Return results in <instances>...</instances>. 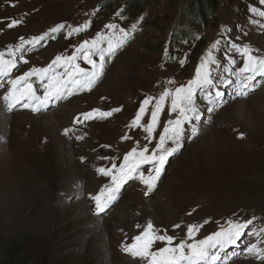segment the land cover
I'll return each instance as SVG.
<instances>
[{
  "label": "rangeland",
  "instance_id": "obj_1",
  "mask_svg": "<svg viewBox=\"0 0 264 264\" xmlns=\"http://www.w3.org/2000/svg\"><path fill=\"white\" fill-rule=\"evenodd\" d=\"M193 1L200 2L203 9L207 7V0ZM263 1L216 0L209 18L193 23L186 30V37L175 40L173 27L179 25L188 0H0V52L5 60L16 62L11 73L0 79V94L10 87L8 80L34 67H47L57 56L76 53L75 63L90 72L91 65L85 63L82 53H77L79 46L86 40L97 39L102 32L98 47L106 49L109 41L115 42L121 36V29L129 32L114 54L105 57L103 75L79 99L93 109L105 108L109 112L119 108L120 111L104 117L107 121L98 116L84 121L81 114L70 113L79 101L63 106L62 114L58 118L54 115V124L47 127L37 124L34 116L27 119L24 112L29 110H20V104L11 111L4 109L7 116L18 115L10 116L8 122L4 120L0 128L1 244L31 253L39 264H139L137 258L122 251L126 241L122 236L126 239L140 235L149 221L160 230L159 234L174 236L176 243L182 239L195 243L226 230L230 221L251 220L235 244L213 251L220 252L218 264H264V259L247 251L251 245L264 250V226H258V220L264 217V83L256 75L250 89H244L247 95H236V73L243 67V57L236 47L247 45L264 52V15L258 12L260 7L256 9V4ZM235 3V7H230ZM13 20L22 22L8 27ZM220 23L237 25L236 37L232 39L227 31L218 32L223 30L218 29ZM58 24L65 27L51 33L49 30ZM81 25L87 26L80 32L72 31ZM45 32L49 36L39 44L25 43L16 50L21 37L27 41ZM213 37L219 41L218 47H230L231 42L233 48L223 54L222 50L212 49ZM8 44L12 55L4 49ZM209 50L211 55H226L227 60L222 65L220 56H216L217 60L209 64L212 86L195 93L200 120L190 122L192 127L186 131L187 121L182 124L181 147L169 157L154 190L145 196L146 186L138 179L129 180L110 207L96 214L91 197L111 183V177L97 169L110 168L111 158L119 165L123 155L137 144L152 149L164 126L177 119V113L169 111V97L149 143L141 128L128 127L141 103L152 98L141 120V124H147L161 93L187 85ZM92 59L99 63L98 54ZM57 71L63 73L64 69ZM219 71L221 75L217 77ZM246 75L252 73H244L239 79ZM231 79L234 84L229 82ZM31 80L36 94L44 93L47 81L39 82L36 77ZM217 91L223 94L219 98ZM237 103H244L243 113ZM0 105L3 106L1 99ZM46 111L54 113V109ZM77 117L81 122H77ZM65 129L71 131L65 135ZM125 134L130 139H122ZM241 135L243 138H239ZM62 142L67 144L70 154L57 151ZM94 149L96 152L91 155ZM63 162L66 165H60ZM70 162L80 168L79 183L72 181L75 177L66 169ZM78 205L84 206L88 216L95 220L79 225L74 219ZM189 225L201 226L192 239L187 238ZM132 242L133 239L124 245ZM163 246L158 241L152 250ZM5 251L8 253L7 248L1 249V259Z\"/></svg>",
  "mask_w": 264,
  "mask_h": 264
},
{
  "label": "snow or ice",
  "instance_id": "obj_2",
  "mask_svg": "<svg viewBox=\"0 0 264 264\" xmlns=\"http://www.w3.org/2000/svg\"><path fill=\"white\" fill-rule=\"evenodd\" d=\"M21 22L19 20H13L8 27H13ZM86 26L81 25L72 31L80 32ZM64 27L63 24H58L49 31L56 33ZM106 27L115 28L116 26L106 25ZM135 29L136 24H133L131 30L134 31ZM71 34L69 33L68 35ZM128 35L129 32L121 29V36L117 38L115 43L109 41L106 49L98 47L100 42L99 33L97 34V39L84 41L77 49V53H82L85 63L91 65L90 72L75 63L77 55L74 53L68 57L57 56L47 67H34L23 75L9 80L10 87L3 95V101L6 103L8 110L11 111L16 105L26 101L22 106L24 108H31V111L35 113L47 109L50 103L66 99L68 95H72L76 91H90L104 73L105 57L114 54L115 50L124 43ZM48 36L49 33L45 32L43 35L33 37L27 41L21 37V43L17 45L16 50L19 51L25 43L33 45L39 44ZM218 44L219 41L214 43L211 46L212 49H215ZM236 51L243 57V67L236 73L238 77L237 83L239 85L236 95H247L244 89H250L251 81L255 76H264V55H253V50L247 45L243 46V48L236 47ZM8 54H13L11 48H9ZM95 54L99 55V63H96L92 59V56ZM214 62L211 56V50H209V54L201 58V62L196 68L195 76L187 82V85L176 88L174 91L165 89L153 106L151 119L147 124H141V120L147 110L146 106L151 102L152 98L148 97L141 103L135 118L130 122L128 127L141 128L147 134L145 138L149 143H151L153 132L159 123V114L163 110L164 102L169 97H171L169 111L170 113H177V119L169 121L168 125L164 126L163 133L160 134L159 140L152 149H149L147 145L141 146L137 144L131 151L123 155V159L119 165H117L115 158H112L110 168L97 169L98 173L111 177V183L102 188L100 194L91 197L95 201L96 214L103 213L110 207L111 203L118 198L121 188L129 180L138 179L144 184L146 186L145 196L154 190L156 182L164 171L169 157L179 151L181 147L180 141L183 134L182 124L190 119H199V111L194 99L195 93L198 88L212 86L209 64ZM229 62L233 63V61ZM24 63H27V61H24ZM183 63L184 61H181L182 65ZM15 67V60H5L4 53L0 52V79L8 76ZM58 68H63V73L58 72ZM244 73H252V75H246L243 76V79H239ZM32 77H36L39 82L47 81L44 84L43 96L36 94V90L30 82ZM169 83L172 82L169 81ZM222 95L221 92H216L217 98ZM118 111H120L119 108H114L109 112H101L99 109H93L91 112L82 113L81 116L84 121H87L97 116L108 117L113 112ZM77 122H81L80 117H77ZM70 131L71 129H65L64 134L67 135ZM192 133L193 135L196 134L195 127L192 129ZM239 138H243V136L241 135ZM77 139H80V137H77ZM122 139L127 140L130 137L125 134ZM168 141H171L175 146H166ZM104 159L108 158L104 157ZM145 165H150V167L145 169ZM251 223V220L245 223H233L230 221L229 228L214 232L203 240L195 243H186L182 239L176 243L174 236L159 234L160 230L156 229L152 222L149 221L140 235L133 237L131 244L122 246V251L130 255L133 259L139 258L145 261L146 264H218L221 261L220 252H214L213 249L219 248L222 251L226 245L235 244L240 239L244 229ZM137 227H140V225H137ZM175 227L180 226L176 225ZM199 227L201 226L189 225L187 227V238L192 239ZM261 231H264V229H261ZM158 241L163 243L164 246L152 250L153 245ZM247 251L250 254L257 255L260 259H264V250H257L256 245H251L247 248Z\"/></svg>",
  "mask_w": 264,
  "mask_h": 264
},
{
  "label": "bare ground",
  "instance_id": "obj_3",
  "mask_svg": "<svg viewBox=\"0 0 264 264\" xmlns=\"http://www.w3.org/2000/svg\"><path fill=\"white\" fill-rule=\"evenodd\" d=\"M260 7V10L259 9H257L258 11H260V12H262V13H264V6H259ZM260 15H262V14H260ZM264 17V16H263ZM252 54L253 55H257V56H259V55H264V52L262 51V50H260V49H253V52H252ZM119 57V56H118ZM118 57H117V59H115V62L112 64V67L115 65V63L118 61ZM30 70V69H29ZM29 70H27V72L29 71ZM220 75H221V72H220V74H218V77H220ZM258 76V78H259V80H261V82L262 83H264V76H261V75H257ZM9 81V80H8ZM30 82L32 83L33 81L32 80H30ZM229 82H233V84H234V81H233V79H231ZM7 83V82H6ZM6 83H5V85H6ZM7 84H9V83H7ZM3 89V87L1 86L0 87V90H2ZM5 94V93H4ZM4 94H0V99L3 101V95ZM43 94L44 93H38L37 95H40V96H43ZM84 92H82V91H76V92H74L72 95H68L67 96V98L66 99H61V100H59V101H56L55 103H50L49 104V106H48V108L47 109H44V110H49V109H54V113L53 112H47L46 111V114H43V111L44 110H41L40 111V113L39 114H37L36 116L35 115H33L32 114V112H31V108H24L23 107V109H27V110H29V112L28 113H26V112H24L25 113V115L27 116V119L29 118V117H31V118H33V116H34V119L33 120H35L36 122H37V124H39V125H53L54 124V118L55 117H57L58 118V115L59 114H62V111H60V109L64 106H66V105H68L69 103L70 104H72V103H74L75 102V105H76V101H79V99L81 98V97H83L84 96ZM83 95V96H82ZM86 95V94H85ZM81 96V97H80ZM106 102L108 101V99L106 98V100H105ZM24 102H26V101H24ZM110 103H111V101H109ZM79 103H80V101H79ZM110 103H109V105H110ZM239 106H240V112L241 113H243V110H244V103H237ZM108 105V104H107ZM7 107V105H6V103L3 101V106L1 107V105H0V128L2 127V125L4 124V120H6L5 122H8L9 121V119H10V116H15V115H18V114H14V115H9V116H7V115H5L4 114V109ZM65 109H67V108H65ZM112 109H114V108H111V110ZM93 110V108H90L87 104H85V103H80V104H78V105H76V106H74V108H73V110L70 112V113H77V114H82V113H84V112H90V111H92ZM99 110L101 111V112H105L106 110H105V108H99ZM107 112V111H106ZM24 113H19V114H22L23 116H24ZM69 113V112H68ZM2 114H3V116H2ZM47 114H51V115H53V116H50V115H47ZM32 115V116H31ZM38 115H47V116H38ZM54 115H55V117H54ZM70 115V114H69ZM189 115H191V113H189ZM16 117V116H15ZM25 117V116H24ZM62 117V116H61ZM66 117V116H65ZM100 118V120H105V121H107L108 119H105L104 117H99ZM120 118V117H119ZM16 120V119H15ZM19 120V119H18ZM57 120V119H56ZM198 120H200V117H199V119H190V120H187V123H186V127H185V131L186 130H188V129H191V127H192V122H194V121H198ZM27 121V120H26ZM29 121V120H28ZM66 121V120H65ZM14 122V121H13ZM35 122V123H36ZM110 122H112V120L111 121H108V122H106V123H110ZM191 122V123H190ZM11 123V122H10ZM29 123H30V121H29ZM62 123H64V125L66 124V122H61V124ZM105 123V124H106ZM18 124V123H17ZM32 124V123H31ZM6 127V126H5ZM36 127V126H35ZM47 127V126H46ZM54 128V127H53ZM61 128V127H60ZM7 129H8V126L5 128V132H6V134H7ZM39 129V128H38ZM17 129H15V131H16ZM52 130V129H51ZM0 131H1V129H0ZM59 132V131H58ZM5 134V135H6ZM5 137V136H4ZM4 137L2 138V139H4ZM60 137H61V135H60ZM62 138V137H61ZM49 138H47L46 140H47V146H49L50 145V141L48 140ZM53 139V138H52ZM63 139V138H62ZM0 141H1V139H0ZM63 141H64V139H63ZM65 142V141H64ZM166 146H168V147H174L175 145H173L172 143H171V141H168L167 142V145ZM35 147V146H34ZM35 149V148H34ZM44 149H46V148H44ZM86 149L89 151L90 149H91V147H86ZM58 152L60 151V153H65L66 155H68V154H70V149H69V147L67 146V144L65 145V144H63V142L61 143V146H59L58 147V150H57ZM96 152V149H94V150H92L91 152H90V154L91 155H94V153ZM61 155V154H60ZM63 156V155H62ZM109 158H110V156L109 155H107ZM60 158H61V156H60ZM112 159V158H111ZM58 161H59V159H58ZM61 161V160H60ZM70 164V167L67 165V167H66V169L69 171V175H71V176H74L75 177V179H73L72 181L73 182H75V183H79L80 182V177H81V174H80V168H79V166L78 165H76V164H74L73 162H70L69 163ZM60 165H66V163H60ZM76 166H78V169H76ZM160 184V183H159ZM156 190V189H155ZM76 211H77V215L74 217V219H75V221H77V223L79 224V225H82L83 223H85V222H87L88 220H90L91 219V221H89V222H87V223H91L92 222V219H94L93 217H90V216H88V214H87V210H86V208L84 207V206H82V205H78V207H76ZM95 220V219H94ZM90 225V224H89ZM94 225V224H93ZM88 226V225H87ZM128 231V230H127ZM124 232H125V230H123L122 229V234H124ZM133 239V237L131 236V237H129V238H126L125 239V237H124V235L122 236V240H126L124 243H123V245L126 243V242H130L131 240ZM123 259V258H122ZM137 263H139V264H146V262L145 261H142L141 259H139V258H137ZM142 262V263H141ZM132 264H134V263H132Z\"/></svg>",
  "mask_w": 264,
  "mask_h": 264
},
{
  "label": "trees",
  "instance_id": "obj_4",
  "mask_svg": "<svg viewBox=\"0 0 264 264\" xmlns=\"http://www.w3.org/2000/svg\"><path fill=\"white\" fill-rule=\"evenodd\" d=\"M239 2V1H238ZM216 3V0H207V3L205 5L207 7H204V9L200 6V2L188 0L186 3L185 10L181 17L179 18V25H176L173 27V34H175V40L180 39L181 37H186L184 34L186 33V30L193 24V23H202L207 18H209V14L211 10L213 9L214 5ZM237 3V2H236ZM233 4L230 7L236 5ZM184 22L187 23L184 25ZM173 38V35L171 36V39ZM170 44L172 42L170 41ZM250 217V216H246ZM258 217V216H257ZM264 217H262L259 222L261 221V224L264 223ZM244 221L241 220L240 223H243ZM5 248H7L8 253L3 255V258H0V264H39V262L36 261V259L33 257V255L27 251H24L21 248H14V245L10 244H3ZM1 244L0 241V254L1 249H4V247ZM13 246V247H12Z\"/></svg>",
  "mask_w": 264,
  "mask_h": 264
}]
</instances>
